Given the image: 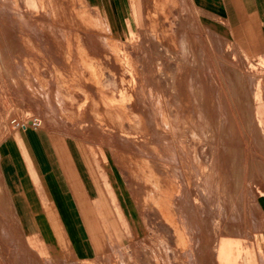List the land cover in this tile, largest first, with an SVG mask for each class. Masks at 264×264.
<instances>
[{
    "label": "rangeland",
    "instance_id": "rangeland-1",
    "mask_svg": "<svg viewBox=\"0 0 264 264\" xmlns=\"http://www.w3.org/2000/svg\"><path fill=\"white\" fill-rule=\"evenodd\" d=\"M134 2L115 16L0 0V158L39 129L81 148L100 183L85 206L98 252L82 258L25 233L0 173V264H264V61L183 0Z\"/></svg>",
    "mask_w": 264,
    "mask_h": 264
},
{
    "label": "crops",
    "instance_id": "crops-1",
    "mask_svg": "<svg viewBox=\"0 0 264 264\" xmlns=\"http://www.w3.org/2000/svg\"><path fill=\"white\" fill-rule=\"evenodd\" d=\"M99 12L133 13L134 0H85ZM205 27L227 44L243 46L253 60L264 61V0H183ZM0 173L25 233L42 245L94 257L97 243L85 206L99 200L100 183L89 158L39 129L15 133L3 145ZM264 247V192L257 198Z\"/></svg>",
    "mask_w": 264,
    "mask_h": 264
},
{
    "label": "bare ground",
    "instance_id": "bare-ground-1",
    "mask_svg": "<svg viewBox=\"0 0 264 264\" xmlns=\"http://www.w3.org/2000/svg\"><path fill=\"white\" fill-rule=\"evenodd\" d=\"M146 123V122H145ZM158 133L160 132V131H157ZM161 134V133H160ZM159 135V134H158ZM160 138V137H159ZM161 140H162V135H161V138H160ZM183 159V158H182ZM206 174V173H205ZM203 176V175H202ZM205 176V175H204ZM203 176V177H204ZM150 181L152 182V184H153V187H154V195H156V199H158L159 198V196H161V190H162V188H163V184H162V182H161V180H160V178L155 174V173H153L152 171H150ZM209 179V178H208ZM208 179H207V181H208ZM204 180H206V177H205V179ZM207 181H205L204 183H206ZM213 181V180H212ZM209 182V181H208ZM213 183V182H212ZM209 184H210V182H209ZM208 184V185H209ZM169 185V188H168V190H167V192H166V194H164L165 195V197L163 198H161L162 200V202L163 203H165L167 206H169V207H171L172 206V203L173 202H171L172 200V196L174 195V194H176V191H177V186L175 185V184H168ZM205 185V184H204ZM207 185V184H206ZM213 185V184H212ZM165 187V186H164ZM211 188V186H208V188ZM166 190H164V192H165ZM205 191V190H204ZM209 192V191H208ZM161 193V194H160ZM206 193V192H205ZM209 195V194H208ZM163 196V195H162ZM168 197H171V198H169V199H167ZM206 197H207V195H206ZM205 197V198H206ZM174 199V198H173ZM209 199V198H208ZM158 201V200H157ZM208 201V200H207ZM210 201V200H209ZM162 204V203H161ZM207 205V204H206ZM164 206V205H163ZM174 226H175V228L178 230L177 231V236H178V239L179 240H181V238H180V228H179V226L177 225V223L176 224H174Z\"/></svg>",
    "mask_w": 264,
    "mask_h": 264
},
{
    "label": "built area",
    "instance_id": "built-area-1",
    "mask_svg": "<svg viewBox=\"0 0 264 264\" xmlns=\"http://www.w3.org/2000/svg\"><path fill=\"white\" fill-rule=\"evenodd\" d=\"M36 125H39V123L37 122V119H33V120H30L29 122L27 123H22L21 124V127H27V126H36ZM18 126H20V124L18 123Z\"/></svg>",
    "mask_w": 264,
    "mask_h": 264
}]
</instances>
